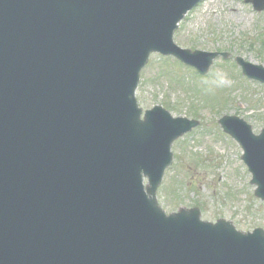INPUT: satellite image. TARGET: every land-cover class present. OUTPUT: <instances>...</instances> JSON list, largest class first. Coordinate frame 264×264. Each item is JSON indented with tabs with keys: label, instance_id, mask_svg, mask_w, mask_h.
<instances>
[{
	"label": "water",
	"instance_id": "1",
	"mask_svg": "<svg viewBox=\"0 0 264 264\" xmlns=\"http://www.w3.org/2000/svg\"><path fill=\"white\" fill-rule=\"evenodd\" d=\"M200 1L0 0V264H264V229L166 215L155 197L198 122L160 105L141 119L135 89L152 52L201 74L227 55L173 41ZM235 60L264 83L263 65ZM218 123L264 200V128Z\"/></svg>",
	"mask_w": 264,
	"mask_h": 264
},
{
	"label": "rangeland",
	"instance_id": "2",
	"mask_svg": "<svg viewBox=\"0 0 264 264\" xmlns=\"http://www.w3.org/2000/svg\"><path fill=\"white\" fill-rule=\"evenodd\" d=\"M174 41L229 56L214 59L203 76L157 53L142 68L135 95L143 109L159 104L173 116L198 121L171 144L173 159L158 186V202L167 213L198 207L204 220L222 218L241 231L264 229V201L253 193L242 150L217 123L228 114L244 119L255 133L264 127V85L243 76L235 63L241 56L264 65V10L244 0H202L181 20ZM217 70L227 75L230 86L204 83Z\"/></svg>",
	"mask_w": 264,
	"mask_h": 264
},
{
	"label": "clouds",
	"instance_id": "3",
	"mask_svg": "<svg viewBox=\"0 0 264 264\" xmlns=\"http://www.w3.org/2000/svg\"><path fill=\"white\" fill-rule=\"evenodd\" d=\"M204 83L214 87H225L230 86L231 81L228 79L225 73L220 70H217L214 73V78L211 80H206Z\"/></svg>",
	"mask_w": 264,
	"mask_h": 264
}]
</instances>
